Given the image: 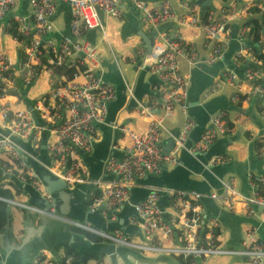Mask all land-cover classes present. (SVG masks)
<instances>
[{
  "label": "built area",
  "instance_id": "built-area-1",
  "mask_svg": "<svg viewBox=\"0 0 264 264\" xmlns=\"http://www.w3.org/2000/svg\"><path fill=\"white\" fill-rule=\"evenodd\" d=\"M58 1L28 0L29 20L26 16H19V13L11 15L8 27L14 41L22 46L18 51L20 60L14 62L11 59L0 37V152L6 157L1 160L0 171L2 177L11 175L31 185L48 203L51 202V195L25 160L23 152L35 160L36 157L24 151L13 138L30 139L32 147L39 149V133L45 129L48 135L44 148L50 159L48 169L62 178L68 187L86 181L98 186V191L91 196V208L101 206L104 215L119 209L129 202L130 189L137 185V179L147 174L159 175L163 167L178 162V153L184 148L188 132L194 124L188 114V79L180 69L179 59L186 60L191 66L201 61H224L222 84L234 90L231 99L238 100L241 94L245 100L259 97L264 108V86L259 81L264 79V58L257 59L242 44L234 58L225 61L231 18L243 20L237 37L242 42L246 39L249 27L243 17L244 12L247 14L245 8L224 6L217 11L208 7L202 12L198 1L180 0V10L176 11L171 0H162L158 4L132 0L141 11L140 19L147 26V35L154 29L157 32L150 54H146L140 41L126 60L133 66L141 61L137 70L146 61L147 73L157 77V82L153 84V95H145L149 98L137 101L135 106V111L148 119L147 126L142 131L119 127L118 130L128 137L130 144L120 157L110 152L107 154L99 179H87V168L80 151L88 153L91 150L99 136L97 126L105 122L108 107L117 93L115 85L99 72L102 57L99 43L88 40L86 34L98 27L102 40L107 42L106 29L100 22L98 12L118 20L122 19L123 13L118 0H62L70 7L69 34L54 40L49 33L54 30L51 17ZM19 3L20 0H0V22L8 13L16 10ZM252 7L264 10V0H254ZM167 20L201 32L204 42L210 47L206 58L201 59L192 45H185L178 33L157 29L160 23ZM261 41L264 42V36ZM261 52L264 53V49ZM110 53L115 57L111 48ZM253 65L259 66L253 68ZM242 66L239 71L238 68ZM39 76H46L50 91L32 100L27 92ZM125 89L127 97L134 98V82L126 84ZM21 90L26 91L23 97L19 96ZM27 99L32 104L30 109L26 106ZM176 113H180L184 120L177 135H174L164 121ZM37 119L44 122V127L37 124ZM111 125L118 127L116 122ZM233 130L228 112L219 109L209 116L199 140L185 149L195 157V154L205 152L218 138L231 134ZM165 131L174 144L164 152L162 134ZM248 133L256 145L257 157L264 163V133L252 127L248 128ZM116 149L117 145L112 144L111 150ZM225 161L223 154H215L202 165L210 170ZM103 175L111 178H103ZM234 180V176L228 175L220 180L221 191L212 189L208 196L227 202L232 211L237 210L236 203L240 202L248 216L262 215L260 220L264 229V173L249 175L250 192L247 195L234 188ZM148 187L150 191L145 199L134 204L136 214L131 213L127 217V223L136 227L131 235L126 236L120 228L112 229L113 232L109 233L97 230L88 223L72 221V224L112 243L138 251L170 254L184 260L229 255L240 257L248 264H264V234L263 238L258 235L257 226L243 234L238 248H224L219 236L218 218L206 215L201 192L194 189H163L167 201L161 208L157 188ZM0 200L38 215L50 214L51 207L24 204L13 198L0 197ZM110 218L113 219L114 215ZM136 235L143 243L130 240V236ZM70 263V258L63 261V264ZM1 264L4 261L1 260ZM30 264H61V260L41 252L30 260Z\"/></svg>",
  "mask_w": 264,
  "mask_h": 264
},
{
  "label": "crops",
  "instance_id": "crops-1",
  "mask_svg": "<svg viewBox=\"0 0 264 264\" xmlns=\"http://www.w3.org/2000/svg\"><path fill=\"white\" fill-rule=\"evenodd\" d=\"M142 1L149 4H158L162 0ZM179 1L180 0H171L176 11L180 10ZM196 1L200 3L201 11L205 7L214 8L217 11H219L222 7L224 8V6L229 8L234 7L236 9L245 8L247 10V14L244 12L243 17L244 20H247L249 17V9L252 8L254 0ZM118 3L123 13L121 20L112 17H106L101 12H98V15L101 24L104 25L106 29V37L108 31L107 23H114L112 24L114 27H116V33L118 34L117 38L121 39L122 42L124 41V48L114 45L115 48L113 49L112 46H110L111 44L108 41V38V43L102 40V34L100 33L101 29L98 27L90 30L86 34L88 40L99 43V50L102 53L98 67L99 72L102 73L106 80L115 85V88L118 92H123L124 95V102L117 110L113 119L114 123L116 122L118 127H112L111 124L114 123L108 124L104 122L99 124L97 126L99 136L94 142L91 150L83 157V162L87 168V176L89 177V180H95L101 177L102 171L99 172L98 169L101 167L102 158L105 156L106 152L109 153L111 151L112 144L117 145L118 147V149H116L117 157H120L123 154L125 147L130 144L128 137L123 136V134L118 130L119 127L125 126L135 131H142L146 128L148 122L147 118L140 116L139 113L135 111V105L131 107L127 106L129 100L132 98L127 97L125 85L133 81L135 87L136 76L140 69L133 70L135 65L133 66L129 64L131 67V72L130 76L126 77L120 68V63L118 61L119 57L122 63L128 64L124 59L126 58L127 60L130 57L131 53L134 52L136 45H138V42L141 41L137 35V32L142 30L147 34V26L141 21V11L137 9L132 0H118ZM14 13H19V16H26L27 20H29L30 6L28 4V0H20L17 9L11 11V13H8L0 22V37L4 42L7 53L15 62L16 60H20L18 57V51H21L22 46L14 41L13 35L11 34L12 31L9 30L11 28L8 27L11 15ZM70 16L71 12L69 5L62 0L58 1L55 5V11L51 17V20L54 24V30L49 33V36L52 39L58 40L62 36H67L69 34ZM242 22L243 20L237 17H233L229 21L230 36L227 42L225 61L232 60L235 53L238 52V50L242 47L243 43L237 37L238 30L241 27ZM157 29L178 33V36L181 38L182 42L185 45H192L201 59L206 58L210 52V47L204 42L202 33L196 29L181 27L174 21L170 20L160 23ZM7 41L10 42V44H8L10 46L6 44ZM104 43L107 46L106 48L103 46ZM110 48L113 50L115 57H112ZM246 48L248 49L249 47ZM223 63L224 61H215L213 63L201 61L197 65L191 66L186 62V60L179 59L180 69L188 79V114L193 119V121L195 118L200 117H206L208 121L209 116L219 109H224L228 112V118L234 130L231 134L220 137L214 142L218 148L217 154H223L226 157V161L225 163L214 165L213 168L222 166L223 173L219 180H223L228 175H232L234 178L236 177L238 181V191L243 195H247L250 192L248 184L249 175L258 176L264 173L263 160L257 157L255 153L256 145L248 133L249 127L254 128L260 133H264V108L262 105V100L259 97L245 100L246 98L243 95L242 99L239 98L235 101L231 99L234 90L231 87H226V85L222 84ZM36 81H44L47 87L43 92L36 94L33 98H30L32 100L39 97L40 95L47 94L50 91L46 76H39L35 79L34 84L31 86L28 92L35 86ZM144 81H146L148 84L149 91L153 93V84L157 82V77L145 71ZM145 95L149 94H143L140 100L143 99L144 101L149 98ZM126 108H129L133 114L123 120H120L122 116L121 113ZM136 115L140 116L139 120L137 119ZM183 120L184 117L180 113H176L172 118L166 119L164 121V125L172 134H175L177 133L179 127H181ZM129 124L132 125V127ZM44 130L45 129H42L39 133L40 142L41 132ZM45 132L47 137L48 133L46 130ZM169 138L170 136L168 133L166 131L163 132V144H166L169 141ZM21 140L27 141L30 139ZM230 144L233 145L234 149H232L233 147H229ZM40 148L35 149L32 147V149L37 152H39ZM228 150L233 151L234 155L227 153ZM33 156L36 157V155ZM0 158L2 160L6 159V157L1 152ZM36 161L42 163L37 159V157ZM207 171L210 172L211 169ZM191 175H189V177L183 176L185 178L183 180L184 189H194L202 193L203 209L207 216H217L218 222L220 223L219 236L222 241L226 243L228 246L227 248H238L240 246L243 234L249 228L254 226H257L258 235L263 238V222L260 220L262 215L259 217L248 216L240 205V202L236 203L237 210L232 211L228 207L227 202L216 201L208 196L212 189L221 191V185L218 187L211 186L200 174H196L199 175L200 178H196ZM12 177L13 176L11 175H7L2 177V179L11 180ZM172 180H176V178ZM136 186L139 187L140 184H137ZM97 187L98 186L90 181L75 184L69 187L70 190L68 189V192L65 193L62 198H57L55 200L56 208L51 207L49 215H38L31 213L27 211V209L21 208L17 205L9 204L7 208L10 219L12 218L13 222L16 220L19 223V226H17L15 229H12L13 224H11V228L9 230H0V264L1 260L4 261V264H30V260L36 254L41 252H45L52 257L59 258V256H61V252L56 250V246L59 243H67L66 240L68 239L70 233H81L78 230L79 228L72 224V221L80 222L83 218V212L86 209L91 208V196L93 192H95L94 189ZM19 198L23 199L24 201H21ZM13 199L24 204L29 203L27 202V195H25L22 191L20 194L13 197ZM160 204L165 205L166 201L160 202ZM23 213L27 214L25 223L23 222ZM29 217L32 218L33 227L36 230L29 240L21 243L28 225ZM90 242L97 243V252L94 255H99V259H91L88 264H96L97 262L100 264H108V262L110 264H115L116 255H119V257H122V259L129 262V253L135 252L138 254L139 252L136 249H129V247L117 245L111 241L107 242L101 240L97 242ZM158 255L160 254H155V261L164 260ZM163 255L165 257L167 256V254ZM158 257L159 259H157ZM166 260H168V257H166ZM194 260L198 259L190 260V262L194 264ZM234 260H236V264L239 263V260L245 261L240 257H235ZM245 263L248 264L246 261Z\"/></svg>",
  "mask_w": 264,
  "mask_h": 264
},
{
  "label": "water",
  "instance_id": "water-1",
  "mask_svg": "<svg viewBox=\"0 0 264 264\" xmlns=\"http://www.w3.org/2000/svg\"><path fill=\"white\" fill-rule=\"evenodd\" d=\"M203 1V0H200ZM156 30H152L150 34H146L142 30L137 32L138 37L141 39L142 44L144 45L146 54H150L154 44V38L156 35ZM250 43H244L245 46L249 45ZM141 61H137L136 65L133 67V70H137V67L140 66ZM148 63L145 61L142 64V68L138 71L136 80H135V87H134V98L129 100L127 104L128 107L136 106L137 101H140L141 96L143 94H153L148 89V84L144 81L145 71L147 69ZM264 80V79H263ZM150 83V82H149ZM116 98L115 100L109 105L107 115L105 118V122L111 124L117 110L124 102V95L123 92H118L116 89ZM26 106L30 109L32 104L30 102L26 103ZM207 123L206 117H200L194 119V124L191 127L190 131L188 132L187 139L184 142V148H182L177 156L178 162L170 168L163 167L162 171L159 175H152L147 174L144 177L137 179V184L140 186H134L130 189V197L129 202L122 205L119 209H113L108 211L106 215H104L101 210L102 207L98 208H88L83 212V218L81 221L85 223H89L93 228L97 230L104 231L106 229H116L120 228L125 232V235L128 236L132 233L133 229L135 228L132 225L127 223V217L131 213H135L134 204L138 201L144 200L147 193L150 191L148 186L156 187V191L159 194L158 203L163 208L164 205H161L160 202L167 201V195L163 189L170 188V189H178V190H185L183 185V180L185 177H189L191 174H200L211 186H220V180L223 173L222 166L212 167L211 171H207L206 168L203 167L202 164L207 163V161L218 152V148L216 144H212L205 152L200 154H195L193 157L191 154L187 152L185 148H190L191 145L197 142L200 138L201 133L203 132L205 125ZM37 124L41 127H44L42 121L40 119L37 121ZM174 135H177L175 133ZM46 138L45 130L41 132V148L39 152L32 149L30 145V140L22 141L21 139L14 137L13 140L21 146L24 151H27L31 155H36L37 159L40 160L42 163H39L35 159L31 158L27 153L23 152V156L25 160L31 165L37 176L42 181L45 190L50 193L51 195V202H47L39 192L27 183H23L19 181L16 177H12L11 180L16 185L17 188L22 190V192L27 195V202L35 203L39 207H54L56 208L55 200L57 198H62L65 193L68 192L69 187L66 185L65 181L53 174L47 166L50 165V159L47 156L46 150L44 148V142ZM174 144V140L170 137L169 141L166 144H163V151L169 150ZM107 151V150H106ZM82 153V161L83 157L87 153ZM110 153L112 155H116V150H111ZM106 154H108L106 152ZM105 156L102 158V164L99 172L102 171L103 162L105 160ZM84 163V162H83ZM103 178H111L109 176L103 175ZM176 178V180H172ZM87 179L89 177L87 176ZM80 184V183H79ZM70 190V189H69ZM95 192L98 191V188L94 189ZM114 215V218L111 219L110 216ZM80 221V222H81ZM35 228L33 227L32 218H28V225L23 235V239L21 243L29 240L33 234L35 233ZM67 244L70 247L75 248L80 254L81 259L85 254H95L97 252V243L90 242L87 238L84 237L82 233H70L68 239L66 240ZM166 260V257L163 254L158 255ZM159 257L157 259H159ZM156 260V258H155Z\"/></svg>",
  "mask_w": 264,
  "mask_h": 264
},
{
  "label": "trees",
  "instance_id": "trees-1",
  "mask_svg": "<svg viewBox=\"0 0 264 264\" xmlns=\"http://www.w3.org/2000/svg\"><path fill=\"white\" fill-rule=\"evenodd\" d=\"M207 7H205L203 11H205ZM252 15L247 18L245 21V24L249 27V31L247 33V38L245 39L246 42L250 43L249 45L245 46L243 43V47H249V51L254 54V56L257 59L264 58V53H262V49H264V42L261 41V37L264 36V10L258 9L257 7H252L250 9ZM45 62V61H43ZM259 66V65H257ZM257 66L253 65V68H256ZM243 68L240 67L238 70L240 71ZM41 67L38 68V71H40ZM261 84L264 86V80L263 78L259 80ZM19 83V81H17ZM28 88V87H27ZM26 88V90H27ZM26 91L21 90L19 93L20 97H23ZM240 99L243 98V95L239 97ZM28 99L26 100V103H28ZM39 119H37L38 121ZM42 121V120H40ZM43 125L44 122L42 121ZM2 159L0 158V163ZM14 177V176H13ZM2 174L0 171V197L3 198H13L16 195L20 194L22 190L16 187V185L11 180H4L2 179ZM33 204V203H31ZM35 204V203H34ZM37 205V204H36ZM8 205L3 201L0 200V230L6 229L9 230L11 228L10 223V215L8 212ZM27 219V214L23 213V222L25 223ZM87 239L93 242L101 241L102 239L95 234H92L90 232L85 233L83 229H78ZM56 250L61 252V256H59L61 260V264H63V261L66 258H70L71 263L70 264H88V262L91 259H99V255L94 254H85L83 256V259H81V254L73 247H70L67 243H59L56 246ZM180 260V263L182 264H188L191 260V258L182 259L181 257L175 256ZM96 264H100L97 262Z\"/></svg>",
  "mask_w": 264,
  "mask_h": 264
},
{
  "label": "rangeland",
  "instance_id": "rangeland-1",
  "mask_svg": "<svg viewBox=\"0 0 264 264\" xmlns=\"http://www.w3.org/2000/svg\"><path fill=\"white\" fill-rule=\"evenodd\" d=\"M112 23L113 22L107 23V28H108L107 38H108V41L110 42V44H111L113 49L115 48L114 45L119 46L121 48H124V46H125L124 41L122 42L121 39L117 38L118 34L116 33V29H115L116 27H114L113 26L114 23L113 24ZM6 44L7 45L10 44V42L7 41ZM8 46H10V45H8ZM103 46L105 48L107 47L105 43L103 44ZM124 60L126 62V58ZM118 61L120 63V68L124 72V75L126 77L130 76L131 67H130L129 63L128 64L122 63L119 57H118ZM46 87H47V85H46V83L44 81H36L35 86L28 92V97L29 98H33L36 94H39V93L43 92L46 89ZM121 114H122V116H121L120 120H123L126 117L131 116L133 113L130 111L129 108H126ZM139 115L142 116L141 114H139ZM136 116H137V119L139 120L140 116H138V115H136ZM130 126L132 127V125H130ZM229 147H233V145L230 144ZM232 149H234V147ZM227 153L234 155L233 151H231V150H228ZM191 176L196 177V178H200V176L196 175V174H192ZM233 184H234V188L236 190H238L237 189L238 181H237L236 177H235V180H234ZM19 199L21 201H24L21 198H19ZM10 223L13 224L12 229H15L17 226H19V223L16 220H14V222H13L12 218L10 219ZM105 231L109 232V233L113 232L111 229H106ZM84 232L88 233L89 231L85 230ZM101 239H102V241L110 242L109 240H107L105 238H101ZM130 240L143 243V240L138 235L130 237ZM220 240H221L222 246L224 248H227L228 246L226 245V243L224 241H222L221 238H220ZM144 243H145V241H144ZM129 249H131V248H129ZM155 254L156 253H154L152 251H139L138 254L135 253V252L134 253L132 252V253H129V255H128L129 262L124 260V259H122V257H119V255H116L115 264H182V263H180V260L177 257H175L174 255H170V254L167 255L168 260L155 261L154 260ZM141 257L144 258V259H142ZM196 259H198V260H194V264H236V260H234L235 257L234 256H229V255L209 256V257H204L202 259H200V258H196ZM190 263L191 262H189L188 264H190ZM244 263H245V261L239 260L238 264H244ZM108 264H110V263L108 262ZM191 264H193V263H191Z\"/></svg>",
  "mask_w": 264,
  "mask_h": 264
},
{
  "label": "bare ground",
  "instance_id": "bare-ground-1",
  "mask_svg": "<svg viewBox=\"0 0 264 264\" xmlns=\"http://www.w3.org/2000/svg\"><path fill=\"white\" fill-rule=\"evenodd\" d=\"M10 99L12 98V97H9Z\"/></svg>",
  "mask_w": 264,
  "mask_h": 264
},
{
  "label": "clouds",
  "instance_id": "clouds-1",
  "mask_svg": "<svg viewBox=\"0 0 264 264\" xmlns=\"http://www.w3.org/2000/svg\"><path fill=\"white\" fill-rule=\"evenodd\" d=\"M84 223V222H83ZM89 224V223H88Z\"/></svg>",
  "mask_w": 264,
  "mask_h": 264
}]
</instances>
